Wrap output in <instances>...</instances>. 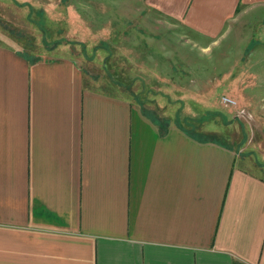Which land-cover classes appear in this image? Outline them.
<instances>
[{
	"label": "crops",
	"instance_id": "0c3cea01",
	"mask_svg": "<svg viewBox=\"0 0 264 264\" xmlns=\"http://www.w3.org/2000/svg\"><path fill=\"white\" fill-rule=\"evenodd\" d=\"M143 3L206 38L264 21V0ZM18 35L0 24V264H264V167Z\"/></svg>",
	"mask_w": 264,
	"mask_h": 264
},
{
	"label": "rangeland",
	"instance_id": "374dc122",
	"mask_svg": "<svg viewBox=\"0 0 264 264\" xmlns=\"http://www.w3.org/2000/svg\"><path fill=\"white\" fill-rule=\"evenodd\" d=\"M259 20L249 16L242 27L206 38L150 11L143 0H0V24L19 38L27 34L31 50L48 54L60 46L77 53L101 85L128 89L153 109L177 116L189 132L214 135L263 168ZM224 96L237 106L225 107Z\"/></svg>",
	"mask_w": 264,
	"mask_h": 264
},
{
	"label": "built area",
	"instance_id": "2783aa9c",
	"mask_svg": "<svg viewBox=\"0 0 264 264\" xmlns=\"http://www.w3.org/2000/svg\"><path fill=\"white\" fill-rule=\"evenodd\" d=\"M222 104L225 106V107H236L237 106V101L232 99L231 97H228V96H224L222 97Z\"/></svg>",
	"mask_w": 264,
	"mask_h": 264
},
{
	"label": "trees",
	"instance_id": "16d2710c",
	"mask_svg": "<svg viewBox=\"0 0 264 264\" xmlns=\"http://www.w3.org/2000/svg\"><path fill=\"white\" fill-rule=\"evenodd\" d=\"M217 138H218V137H215L214 135H212V138H211L210 140L213 141V142H218V141H217Z\"/></svg>",
	"mask_w": 264,
	"mask_h": 264
}]
</instances>
